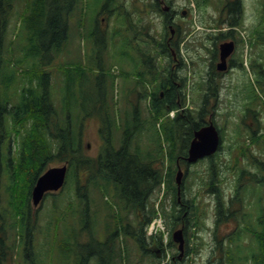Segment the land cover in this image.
I'll return each instance as SVG.
<instances>
[{
    "label": "rangeland",
    "instance_id": "374dc122",
    "mask_svg": "<svg viewBox=\"0 0 264 264\" xmlns=\"http://www.w3.org/2000/svg\"><path fill=\"white\" fill-rule=\"evenodd\" d=\"M173 1L179 15L176 21L181 23L184 37L180 48V59L183 58L186 64L181 75L186 77L189 83L187 95L188 92L191 93V99L187 96L184 105L190 104L197 115L208 96L209 112L207 115L214 114L212 117L217 127L222 128L224 137L219 157L224 162L222 169L227 171L225 173L227 180L222 181L220 187L226 194H230L234 191L236 177L229 171L228 165H231L232 160L234 162L238 160L241 169L242 163L248 161L247 152L243 153L240 147L243 145L242 147L250 148L258 157H264L261 144H257L253 140L264 134V129L261 130V124L257 119L260 118L264 125V73L257 65L259 59L256 54L258 52L260 56H264V39L262 44L257 45L256 32L260 25L258 27L256 25L259 19L257 11H254L256 4L262 3L263 0H242L245 9L242 19L240 18V26L231 31L237 33L241 37L240 40L244 42L241 43L242 46L234 55L235 62L239 66H234L232 71L222 72V75L217 76L218 89L216 91H218L219 98L213 97V91H209V87H213L209 81L213 53L210 52V48H215L214 37L220 36V33L230 32L227 18L229 9L226 8L227 12L222 17H220V11L222 6L233 5L235 2H227L229 0ZM153 4H155L153 0H79L70 16L68 43L56 60L46 65V68L52 73L50 93L61 122L66 121L67 117L71 115V121L76 123L78 130L81 129V122H84L83 151L92 158L100 154L104 140L99 133L100 120L97 117L86 118L87 113L84 109H87L88 113L100 111V105L93 106L92 100L97 102L102 100L103 104L115 101L119 107L122 106V109L126 105L130 107L131 104L127 103L130 98L127 90L135 81L127 82L122 75H118L115 82L110 81V84L107 85L103 84L98 75L88 82H82L78 78L70 85L63 76L61 72L63 69L61 70L60 67H80L84 73L93 75L97 68L113 67V73L117 69L122 71L121 74H126L127 71L134 75L138 71V66L145 64L144 60L147 57L153 65L163 70L168 65L169 58L164 59L163 56H158L159 52L162 53V48L157 43H155L156 47L154 43H147L146 38L149 39V42H151V38L161 40L171 31L165 29L164 14L155 10L152 7ZM105 7L110 11L107 10V14L100 15ZM12 9L13 13L8 14L6 19L5 14H1L0 17V101L9 100V108L18 106L22 102V92L19 91H22L23 84L27 83L24 76L29 70L27 66L32 64V59L27 60L25 55L28 50L32 49L29 31L19 18V12L23 11V3L19 4L16 1ZM7 10L11 9L7 8ZM183 10H187L184 15ZM101 17H103L100 21L101 26L97 28L98 19L101 20ZM221 18L223 19L222 25H220L222 31L216 26ZM131 23L136 29L148 32L150 36L136 34V31L130 28L129 39L139 35L138 40L135 41L137 45L123 42L121 35L126 33V28L131 27ZM184 31H187L186 35H184ZM100 32H106L110 39V45L106 50ZM94 35L96 36L94 37ZM225 39L218 40L217 45L219 46ZM149 52L158 58L150 60L152 57L148 56ZM144 78L147 80L149 76H142L139 81H143ZM25 84L24 86H26ZM149 85L154 88L151 84ZM34 86L36 87L37 83H34ZM102 87H104V92L101 90ZM105 92L106 97L104 96ZM145 105L148 110L147 101ZM145 105L141 103V107ZM83 106L86 108L83 109ZM246 108L251 114L244 118L243 114L247 110ZM253 113H259L261 116H257L256 119L253 116L250 117ZM143 116H150L149 111L147 113L144 109ZM116 117L121 121L125 119V114L118 115L116 111ZM123 138V130L116 132L115 143L117 146L122 144ZM140 139H142L148 162L154 160L159 165L162 163L164 165L167 162L171 146L167 142L163 125H147ZM64 163V161L51 160L46 170L62 166ZM209 164V160L206 159L186 168L188 174L185 178V198L190 200L197 194L199 195L198 201L202 210L206 212L207 226L200 233L204 241L202 250L198 254L183 256L179 264H207L212 257L211 250L215 247V243L207 228L211 226L215 217V197L208 192V187L204 183V180L208 179ZM163 169L165 171L166 166ZM87 176L84 171L83 179H87ZM74 181L75 179L69 181L64 192L62 191L61 200H56L57 207H54L52 203L56 197L50 196L44 201L33 236L38 264H84L87 258L89 259L87 264H100L101 257L94 258L90 256V252L98 247L101 248V246L92 242L91 239H97L102 243L106 242L108 236L114 231V225H118L119 216L125 214L124 204L119 201L117 191L113 187L105 189L99 182L90 185L87 193L88 200L81 197L79 185ZM163 194L164 187L162 186L152 196V205L160 206ZM87 202L89 210H87ZM5 203H7V199L3 196L1 204ZM58 203L61 204L58 205ZM36 210L32 205L33 214ZM225 230L227 233L230 229L226 228ZM192 231L193 229L190 230V232ZM63 238H65L63 242L56 243ZM195 240V237L191 235V246ZM79 242H83L81 248ZM77 243L78 251L82 256L75 257ZM150 244H153V241H150ZM163 244L165 250H168L172 256L173 250L171 251L168 240ZM176 245L174 252L178 251V244ZM115 248L117 251L115 264H151V262L157 261L156 256L152 257L151 252L146 253L130 236L120 235L116 239ZM178 255L180 256V253ZM17 256L16 261H9V264H22L21 259Z\"/></svg>",
    "mask_w": 264,
    "mask_h": 264
},
{
    "label": "trees",
    "instance_id": "16d2710c",
    "mask_svg": "<svg viewBox=\"0 0 264 264\" xmlns=\"http://www.w3.org/2000/svg\"><path fill=\"white\" fill-rule=\"evenodd\" d=\"M16 1L19 4L23 3V11L19 12V18L29 31L32 49L28 50L25 55L27 60L32 59V64L27 66L29 70L24 76L27 82L24 83L26 86L23 84L24 89L19 91L22 92V102L18 106L9 108V100L0 101V140L7 141V147L14 141L18 146L14 174L10 177L8 175L0 176V200L3 195L5 196V193L8 198L7 203L0 204V224L2 226L0 236L4 240H11L12 236L11 246L14 249L19 246L20 238L22 242L32 240L31 233L37 226L38 215L41 212L39 209L37 216L32 213V189L49 162L59 160L69 163V181L75 179L74 182L79 185V193L82 198L88 199V187L99 182L105 189L113 187L117 191L119 201L124 204L125 214L119 216L118 225H114V231L108 236L106 242L102 243L97 239H91L92 242L101 246L94 250L96 254L92 251L95 256L101 257L100 264H115L117 260L115 243L122 234L130 236L146 253L151 252L147 245L148 238L145 228L156 215L151 198L163 183L166 184V189L161 207L170 230L169 247L171 251L173 250L172 256L166 264L181 262V258L178 259L179 251L174 252L177 245L172 238L174 230L179 227H183L187 241L184 256L198 254L204 247L200 233L207 226L206 212L201 208L198 194L190 200H185L183 195V204L182 206L178 205L174 176L178 158L176 153L180 154V157H186L194 132L206 125L207 114L204 108L197 115L195 111L187 110L178 113L174 119L167 117L170 111L182 106L187 78L182 77L180 71L183 70L186 63L181 60L180 66H177L175 71L169 69L170 66H166L163 70L156 68L157 70L152 73V83L159 80L156 86L166 83L174 84L173 82L181 83V85H174L173 90H167L163 97L159 92H149L146 84L140 83L138 80L140 85H144L145 95L143 97L150 101L148 108L150 116H143L142 123L145 127L147 125L154 126L163 119L160 125H163L167 142L171 146L167 163H164L165 171L163 163L161 166L157 165L154 160L148 164L141 163L140 152L132 150L133 142L140 140L144 127L143 124L138 123L142 118V112L138 105L135 109L138 117L135 116L132 119L127 112V105L122 109V106L119 107L115 101L104 103L102 106L104 108L100 112L88 113L87 109H84L86 107L83 106L87 113L86 118L97 117L101 122L99 133L104 140V145L100 154L92 158L83 151L84 122H82L80 130L76 123L71 121V115L64 121L66 125L61 122L50 93L52 73L46 68L47 64L56 60L68 43L70 16L79 0H0V17L1 14H5L6 19L8 14L11 15ZM7 8L11 10H7ZM107 10L110 11L107 7L103 8L100 15L107 14ZM102 18L98 19L97 28L101 26ZM229 24L233 28L238 27V19L230 18ZM130 28L132 26L126 28V33L121 35L125 43L130 42L128 36ZM101 34L106 50L110 45V39L106 32ZM183 39L184 37H181L178 42L180 43V40ZM158 46L164 49L160 55L164 59L169 58L171 64L173 54L166 45ZM158 56L153 57L152 55L150 60L158 58ZM146 59L149 60L147 57ZM92 63H94L93 60ZM60 68L63 69L61 72L70 85L78 78L85 82L89 77H94L93 74L84 73L80 67L61 66ZM95 70L96 73L100 71L99 79L103 84L109 85L110 81L115 82L116 75L111 73L112 68H97ZM215 73L216 69L212 64L209 81L210 84H213L211 91L215 93L212 96L218 98V91H216L218 84L217 81H214ZM138 75L142 76L143 74ZM35 82H37L36 87L34 86ZM101 90L104 92V87ZM104 96L106 97V92ZM140 98L137 97L136 102L141 106L140 102L143 100ZM127 103H130V98ZM91 104L95 106L103 103L102 100L99 102L92 100ZM116 111L118 115L125 114V119L119 121ZM85 117L82 118L83 121ZM119 130H123L124 138L122 145L116 149V132ZM253 140L257 144H261L262 153H264V135L261 139ZM242 146L240 147L241 151L247 152L248 161L252 163L253 168H257V174L251 173V176L248 177L249 173L240 169L239 161L232 160L228 169L236 179L234 191L230 194H226L220 187L221 182L227 180L225 176L227 171L222 169L224 162L220 160V154L216 153L209 158L208 179L204 180V183L208 187V192L215 197V217L207 231L211 232L215 247L211 250L212 257L207 264H264V157L258 158L254 151ZM84 171L88 175L87 179H83ZM4 177H7L5 180L8 181L5 191H3ZM54 196H57V200L60 199L58 194H54ZM87 206V210H89L88 202ZM226 228L230 229L227 233H225ZM191 229H193L192 232H190ZM191 235L196 239L192 246L190 245ZM151 240L164 251L162 238L153 237ZM145 244L148 248L144 249ZM76 249H78V243ZM129 253L131 254L130 249ZM155 256L156 254H153L152 257ZM156 259L157 261H153L151 264H159L162 258L156 256ZM87 263L88 259L85 264Z\"/></svg>",
    "mask_w": 264,
    "mask_h": 264
},
{
    "label": "flooded vegetation",
    "instance_id": "af4514ba",
    "mask_svg": "<svg viewBox=\"0 0 264 264\" xmlns=\"http://www.w3.org/2000/svg\"><path fill=\"white\" fill-rule=\"evenodd\" d=\"M155 2V4L152 5L153 8H155V10H159L161 11L163 14H164V24H165V29H169L171 30V33L170 34H166L164 37V41L160 42V44L163 46V45H166L167 46V49L170 50V52L173 54V57H172V62L171 64L168 63L167 67H169V69L171 70H174L176 69L177 66H180L181 64V59H180V52H179V48H180V43L178 42L179 39L181 38L182 36V25L181 23L177 22V18L179 17L178 15V10L175 8L174 6V1L173 0H153ZM227 9H229V15H232L233 12L235 13L233 15V17L231 18H236L238 19V22H240V18L243 17V14H244V5L242 3V0H238L236 2V7L235 8H231L230 5H228ZM257 11V16H258V19H259V22L256 23L257 27L260 25V27H258L257 29V45H259L260 43L262 44L263 43V39H264V2L263 4L262 3H259V4H256V7L254 9V11ZM183 15L187 13V10H183L182 11ZM131 26H132V23H131ZM132 29L134 31H136V34H143L147 37H149V33L148 32H142V30H138L136 29L134 26H132ZM148 29V28H147ZM144 30V29H143ZM253 31V30H252ZM231 32V30H230ZM228 32L227 33V36L225 34L223 35H220V36H217V37H214V45H215V48H210V52H213L212 53V58H211V63L214 65L215 67V63H216V69H217V64L220 60V45L222 44H219V46L217 45L218 44V40H221V39H225V41H223V43L225 42H233L234 45H235V50L231 53V55L228 57V66H229V69L226 71H232L234 66H239V64H237V62H235V58H234V55L237 51H239V48L242 46L241 44V40L239 37V35L237 33H230ZM139 35H137V37H134V38H131L130 39V42L133 43L134 45H137L135 41H137ZM177 49H178V52H177ZM163 47L161 49V52H163ZM146 53V52H145ZM160 52H159V56H160ZM257 54V57L259 59L257 65L259 66V68L261 67V70L262 72L264 73V56H260V53L256 52ZM148 56H150L148 54ZM162 56V55H161ZM152 57V56H150ZM144 65L142 66H139L138 68V74H143V75H146V74H149V80L151 81L152 80V73L154 71H156L157 67L156 65H153V63H151V61L145 59L144 60ZM224 72V73H226ZM216 77L214 79V81H217V76L219 75H222V72L218 71V69L216 70ZM95 77V76H94ZM93 77V78H94ZM139 79L141 78V76L138 77ZM92 79V76L89 77L87 79V82L89 80ZM149 80H146L147 82H149ZM131 81H132V78H131ZM159 80H156L155 82H153V84H151L154 88H151V92H159V94L163 97L166 95V91H171L173 90V86L174 85H181V83H177V82H173L174 84H162V86H156V83H158ZM168 85V86H167ZM149 86V85H148ZM143 89H144V85H138L137 88H135V84L132 83L128 89V94L131 98H135V97H138L140 98L142 96L145 95V92H143ZM161 89V90H160ZM213 88H210L209 87V91L211 92ZM157 90V91H156ZM215 94V93H214ZM210 96V95H209ZM208 104H209V101H208V96L206 97V100L204 102V106L205 109L209 112V109H208ZM247 110H245V113L243 114V117H248L249 114H251V112L249 111L248 108H246ZM262 114V112H261ZM214 114L211 113L208 118H207V122L210 121L211 118H213ZM260 114L259 113H256V114H252L250 115L253 116V118H257L260 117L259 116ZM254 119V120H255ZM259 123L261 124V130L264 129V125L261 123V120L260 118H257ZM261 137L263 135H260ZM5 140H0V176H6L8 175L9 177L12 176L14 173H13V169H14V163L17 161V158H16V149L14 147V142L11 143V145H9V150H8V147L6 146V142H4ZM250 165H252V163L248 162V161H245L244 163V169L245 171H247L248 173H255L257 174V168H253L251 167ZM10 170V171H8ZM5 178L7 177H4V181H5V184H4V188H3V191H5L7 189V185H8V181L5 180ZM2 191V192H3ZM62 191V190H61ZM61 191H58V192H49L46 194L45 198L47 197H50L51 195H54V194H59V192ZM4 196V195H3ZM6 197V193H5V196ZM3 198V197H2ZM8 199V198H6ZM1 201L0 200V204H1ZM179 203L180 200H178ZM43 206V205H41ZM42 207H40L39 209H41ZM37 209L36 212H35V215L37 216V211L39 210ZM34 217V215H33ZM32 217V218H33ZM38 218H39V215H38ZM11 220V219H10ZM37 222H38V219H37ZM2 229V226L0 224V231ZM8 230V229H7ZM9 231V230H8ZM32 240L31 241H24L22 242L21 238H20V241H19V246L17 248H13L11 245L13 243V237L11 236V240L7 239V240H4L1 236H0V264H9V261H12V262H15L16 261V255H18L17 257H19L22 261V264H38V261H37V253L34 249V240H33V236L35 234V231H33L32 233ZM65 240V238L61 239V241L59 242H56L57 244H60L61 242H63ZM8 241V243H7ZM147 245L149 246L150 248V240L147 239ZM64 246H66V244H63ZM82 245V243H81ZM145 244V248H148ZM155 249L152 251L154 252ZM94 254H96V251L93 252ZM92 252H90V255H92L93 257H95V255L93 254ZM80 256H82L81 253H79ZM89 260V259H88ZM85 264V263H84Z\"/></svg>",
    "mask_w": 264,
    "mask_h": 264
},
{
    "label": "water",
    "instance_id": "95a60500",
    "mask_svg": "<svg viewBox=\"0 0 264 264\" xmlns=\"http://www.w3.org/2000/svg\"><path fill=\"white\" fill-rule=\"evenodd\" d=\"M234 47L235 46L233 42H226L220 46V62L218 63V69L220 71H225L228 69L227 59L234 51ZM220 143V133L214 123L211 122L209 125L204 126L200 130L196 131L195 137L189 147L188 162L195 163L202 158L215 154L219 149ZM67 172L68 166L64 165L60 167H52L48 169L42 176H40L33 189V204L38 206L46 192L56 191L62 188L66 181ZM183 176V170L179 168L176 176L179 194L181 192ZM173 239L179 245V257L182 258L185 251L183 230L179 229L175 231Z\"/></svg>",
    "mask_w": 264,
    "mask_h": 264
},
{
    "label": "built area",
    "instance_id": "2783aa9c",
    "mask_svg": "<svg viewBox=\"0 0 264 264\" xmlns=\"http://www.w3.org/2000/svg\"><path fill=\"white\" fill-rule=\"evenodd\" d=\"M160 226H161V219H158V220L155 221V224L152 226L151 233L152 232H157L159 230L158 227H160Z\"/></svg>",
    "mask_w": 264,
    "mask_h": 264
},
{
    "label": "bare ground",
    "instance_id": "6f19581e",
    "mask_svg": "<svg viewBox=\"0 0 264 264\" xmlns=\"http://www.w3.org/2000/svg\"><path fill=\"white\" fill-rule=\"evenodd\" d=\"M130 194V193H129Z\"/></svg>",
    "mask_w": 264,
    "mask_h": 264
}]
</instances>
